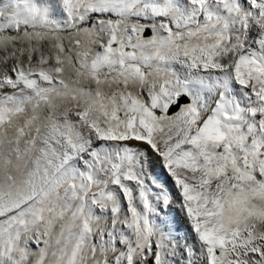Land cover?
Here are the masks:
<instances>
[{
    "label": "snow or ice",
    "instance_id": "1",
    "mask_svg": "<svg viewBox=\"0 0 264 264\" xmlns=\"http://www.w3.org/2000/svg\"><path fill=\"white\" fill-rule=\"evenodd\" d=\"M0 264H264V0H0Z\"/></svg>",
    "mask_w": 264,
    "mask_h": 264
}]
</instances>
